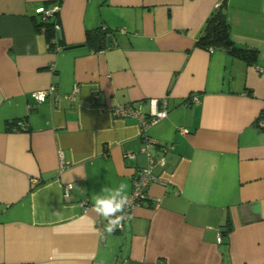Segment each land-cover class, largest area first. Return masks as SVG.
<instances>
[{
  "label": "crops",
  "instance_id": "obj_1",
  "mask_svg": "<svg viewBox=\"0 0 264 264\" xmlns=\"http://www.w3.org/2000/svg\"><path fill=\"white\" fill-rule=\"evenodd\" d=\"M223 2L251 64L196 46ZM52 6L57 43L35 28ZM50 86L55 101L30 97ZM163 98L168 116L146 128L106 110ZM260 117L264 0H0V264H264ZM142 148H167L164 164L108 231L93 198L131 192Z\"/></svg>",
  "mask_w": 264,
  "mask_h": 264
},
{
  "label": "built area",
  "instance_id": "obj_2",
  "mask_svg": "<svg viewBox=\"0 0 264 264\" xmlns=\"http://www.w3.org/2000/svg\"><path fill=\"white\" fill-rule=\"evenodd\" d=\"M59 11V6H52L49 7L43 11L40 12L41 21H48V20H54V17L57 15ZM53 32H54V38L53 42L57 43L61 39V28L60 25L55 21L53 25ZM213 51L212 49H210ZM263 72V71H261ZM75 92V91H74ZM73 92V93H74ZM73 93L71 94L70 98H73ZM30 97L36 102V103H45L47 101H55L58 97L56 90L53 86H50L46 90H40L35 91L30 94ZM199 101L198 96L192 95L189 98V102L197 103ZM150 111L148 113L142 112L140 106L134 107L132 105H117L107 108L106 110L113 115L114 117L121 118V119H127V118H133L138 121V123L142 126V128H146L150 124H153L157 122L158 120L164 119L168 116V110H167V102L166 98L160 99V100H150L149 101ZM21 129H24V125L21 123L18 124ZM257 126L260 129L264 130V117H260L257 120ZM182 132H185L183 129ZM153 145V142L146 139L143 143V145ZM142 151H144L148 157L149 164L146 168H141L135 171L133 178H132V190L127 195L128 196V202L125 206V208L122 210L121 213H118L117 215H121L123 219H121L118 223L115 225L110 224V220L106 219V226L109 228H114L115 231H120L126 220L130 216L131 210L143 203L146 200V189L148 185L155 180L153 175L151 174L152 167L154 165H163L165 158L164 153L167 151V148H163L162 155L159 157H154L151 152L147 151V149L142 148ZM135 158V154L133 152H128L124 154V159L133 160ZM73 188L72 184H68L64 187V198H67L69 196V192ZM80 206L82 210L85 212L89 210L90 206L87 203H80ZM157 206V203H155V207ZM217 242H221V237L218 235Z\"/></svg>",
  "mask_w": 264,
  "mask_h": 264
},
{
  "label": "trees",
  "instance_id": "obj_3",
  "mask_svg": "<svg viewBox=\"0 0 264 264\" xmlns=\"http://www.w3.org/2000/svg\"><path fill=\"white\" fill-rule=\"evenodd\" d=\"M54 22L55 19L48 21L40 20L38 23H35V28L46 34L49 40L53 34ZM96 37L98 38L96 33L88 34L87 43L92 44L95 42ZM196 46L203 49L223 50L230 56L242 59L249 64L256 60V51L240 48L232 41L225 13V2L207 19L205 27L196 41Z\"/></svg>",
  "mask_w": 264,
  "mask_h": 264
},
{
  "label": "clouds",
  "instance_id": "obj_4",
  "mask_svg": "<svg viewBox=\"0 0 264 264\" xmlns=\"http://www.w3.org/2000/svg\"><path fill=\"white\" fill-rule=\"evenodd\" d=\"M102 194H97L93 198L92 207L102 217L109 219L111 225L118 223L123 217L117 215L121 213L128 202V196L124 186L115 188L104 187L101 189ZM112 231L111 226L107 229Z\"/></svg>",
  "mask_w": 264,
  "mask_h": 264
},
{
  "label": "water",
  "instance_id": "obj_5",
  "mask_svg": "<svg viewBox=\"0 0 264 264\" xmlns=\"http://www.w3.org/2000/svg\"><path fill=\"white\" fill-rule=\"evenodd\" d=\"M112 38L111 37H108L107 38V43H108V46H110V42H111Z\"/></svg>",
  "mask_w": 264,
  "mask_h": 264
}]
</instances>
